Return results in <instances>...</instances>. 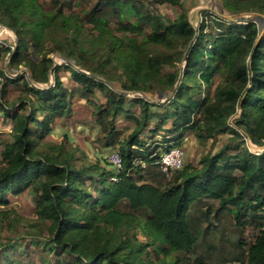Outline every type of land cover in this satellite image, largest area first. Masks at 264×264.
<instances>
[{"label":"trees","instance_id":"obj_1","mask_svg":"<svg viewBox=\"0 0 264 264\" xmlns=\"http://www.w3.org/2000/svg\"><path fill=\"white\" fill-rule=\"evenodd\" d=\"M67 1L0 0V24L17 37L14 49L0 47L16 71H0V106L13 133L1 152L0 206L9 194L33 192L39 217L51 223V250L69 264H190L211 219L229 210L237 230L255 224L257 233L251 242L240 238L241 251L223 264H264V150L252 152L244 140L264 147V26L224 15L264 14V0H218L221 12L201 10L198 26L184 0H98L69 14ZM159 5L177 8L178 17L159 14ZM52 53L68 61L55 66ZM62 70L82 99L95 100L98 141L118 154L120 168L110 170L106 159L79 166L62 145L41 148L56 121L73 115L77 94ZM20 83L24 97L9 106L7 87ZM121 116L135 125L123 139ZM186 134L201 142L230 134L232 144L170 180L161 155ZM203 201L215 202L204 213L206 230L191 212ZM11 212L0 211V220ZM193 264L220 263L202 255Z\"/></svg>","mask_w":264,"mask_h":264},{"label":"rangeland","instance_id":"obj_2","mask_svg":"<svg viewBox=\"0 0 264 264\" xmlns=\"http://www.w3.org/2000/svg\"><path fill=\"white\" fill-rule=\"evenodd\" d=\"M98 0H68L66 3L65 12L69 14L71 11H86L93 8ZM187 9L189 10V17L194 26H198L201 22L200 11L201 10H213L216 13L221 12V8L218 0H184ZM155 9L159 14L171 19H176L179 15L177 8L170 5H159ZM225 16L234 17L235 20L243 21L246 19L256 20L259 22L260 27L264 26V14L251 13L246 15H231L227 12ZM9 32H11L8 29ZM14 33V31H12ZM16 42L17 37L13 34ZM61 33L57 32L55 37L57 40L63 39ZM11 40V39H10ZM53 43L50 42L49 47H52ZM180 48V46H178ZM56 65L65 63V60L60 54L52 53L49 55ZM180 68L184 66V62L178 64ZM4 70L8 75L15 73L7 67L5 57L0 58V71ZM168 67L166 68V71ZM22 71L26 72L22 68ZM18 71V73H22ZM119 76V73H117ZM29 77V76H28ZM60 77L65 86L73 88L76 92L74 99L73 115L69 118H60L56 121L53 127V131L47 135L42 149H47L54 146H63L65 152H72L77 159L76 164L81 166L83 163L97 162L98 160H108V168L111 170L115 167V163L110 160V149L101 147L98 137L100 128L96 124V117L94 113V102H86L85 99L80 97L79 87L72 80L70 72L62 70ZM31 81V80H30ZM6 81H4V86ZM32 82V81H31ZM54 83V76H51L49 85ZM2 87V81L0 80V90ZM40 88L46 87L45 85L39 86ZM23 84L19 85L9 84L6 90V101L10 104L19 105V101L24 97ZM137 95V94H136ZM100 100L105 102V98L102 94L97 93ZM130 95L129 97H134ZM164 97V96H163ZM150 97L152 101L165 102V98ZM94 99V98H93ZM18 104V105H17ZM139 115L140 112H135ZM4 113L0 112V159L1 152L3 150V143L11 141L13 138L12 122L4 116ZM232 122V121H231ZM117 127L123 131L122 139L126 138L135 128L134 123L128 120L125 116H121L116 121ZM154 124V123H152ZM160 136L163 133L159 134ZM246 144L252 152H259L254 149L252 142L246 135H244ZM232 136L230 134H224L216 139H210L208 141L201 142L195 135L186 134L181 138L182 142L172 146L182 149L184 153V165L199 166L200 159L207 153L218 152L225 144H232L230 141ZM2 141V142H1ZM149 144L151 141H148ZM171 147V148H172ZM144 176H147L148 168L143 172ZM150 175V174H149ZM168 179H172L169 177ZM167 179V180H168ZM9 205L0 206V211L12 210L10 216L0 220V264H69L72 260L67 255H57L51 250L50 241V225L48 220L41 219L37 213V197L33 192L26 190L19 196L12 194L8 195ZM215 205L214 201H203L201 204L192 207V218L200 225L203 230H206L210 225L209 221H206L205 210L209 205ZM212 226L210 230L206 232V236L200 241L195 254H190L188 260L190 264L194 263L197 256H204L210 263L220 264L226 260L236 256L239 253L240 244L238 240L243 239L244 242H251L257 233L255 224L248 225L242 229L237 230L234 217L229 210L223 211L218 217L211 219ZM141 240H144L142 233L138 232L137 235ZM68 262V263H67Z\"/></svg>","mask_w":264,"mask_h":264},{"label":"built area","instance_id":"obj_3","mask_svg":"<svg viewBox=\"0 0 264 264\" xmlns=\"http://www.w3.org/2000/svg\"><path fill=\"white\" fill-rule=\"evenodd\" d=\"M11 31V30H10ZM14 33L9 32L8 28L0 24V47L11 46L13 49V43L15 37ZM11 39V40H10ZM110 160L115 163V167L120 168L121 160L116 152L110 154ZM162 171L166 174L167 177H171L175 172L181 170L184 167V153L182 149L178 147H172L169 150L165 151L161 155L160 160ZM114 180H117L115 177ZM229 264H242L241 262H233Z\"/></svg>","mask_w":264,"mask_h":264},{"label":"water","instance_id":"obj_4","mask_svg":"<svg viewBox=\"0 0 264 264\" xmlns=\"http://www.w3.org/2000/svg\"><path fill=\"white\" fill-rule=\"evenodd\" d=\"M233 19H234V17H232ZM1 25H3V24H1ZM4 26V25H3ZM6 27V26H5ZM7 28V27H6ZM9 29V28H8ZM11 30V29H10ZM12 31V30H11ZM66 62L68 61V59H66L64 56H62V55H60ZM29 76V79L32 81V83L34 84V85H36V86H41L40 84H38L34 79H33V77L29 74L28 75ZM178 85H179V83H178ZM177 85V86H178ZM123 93H126V94H128V95H135V94H140V95H142V96H145L146 97V95L144 94V93H142V92H123ZM174 93H175V90L172 92V94H171V97L174 95ZM252 144V146L254 147V149H256V150H258L259 152H261V151H263L264 150V147H259V146H257V145H255V144H253V143H251Z\"/></svg>","mask_w":264,"mask_h":264},{"label":"crops","instance_id":"obj_5","mask_svg":"<svg viewBox=\"0 0 264 264\" xmlns=\"http://www.w3.org/2000/svg\"><path fill=\"white\" fill-rule=\"evenodd\" d=\"M0 112H3L2 109H1V106H0Z\"/></svg>","mask_w":264,"mask_h":264},{"label":"bare ground","instance_id":"obj_6","mask_svg":"<svg viewBox=\"0 0 264 264\" xmlns=\"http://www.w3.org/2000/svg\"><path fill=\"white\" fill-rule=\"evenodd\" d=\"M10 30V29H9Z\"/></svg>","mask_w":264,"mask_h":264}]
</instances>
